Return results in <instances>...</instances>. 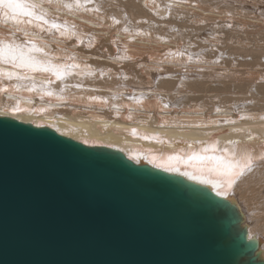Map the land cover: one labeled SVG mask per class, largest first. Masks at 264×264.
<instances>
[{
  "label": "bare ground",
  "instance_id": "6f19581e",
  "mask_svg": "<svg viewBox=\"0 0 264 264\" xmlns=\"http://www.w3.org/2000/svg\"><path fill=\"white\" fill-rule=\"evenodd\" d=\"M19 2L38 4L36 14L61 28L38 26L34 18L28 23L23 12L16 13L24 21L18 22L0 9V41L23 46L27 40L40 49L24 48L35 68L0 61V117L119 151L134 164L207 188L235 207L264 258V166L255 162L232 189L228 176L212 170L221 161L243 163L245 153L264 154V46L255 43L264 42V0H79L71 10L64 5L74 0ZM238 11L253 19L244 20L247 28L224 24ZM194 18L204 21L196 25ZM206 18L213 22L204 25ZM128 32L138 35L142 50L172 42L175 55L161 64L159 56L133 57L118 43ZM217 53L225 57L216 62Z\"/></svg>",
  "mask_w": 264,
  "mask_h": 264
},
{
  "label": "water",
  "instance_id": "95a60500",
  "mask_svg": "<svg viewBox=\"0 0 264 264\" xmlns=\"http://www.w3.org/2000/svg\"><path fill=\"white\" fill-rule=\"evenodd\" d=\"M228 201L0 117V264H264Z\"/></svg>",
  "mask_w": 264,
  "mask_h": 264
},
{
  "label": "snow or ice",
  "instance_id": "6c2138e0",
  "mask_svg": "<svg viewBox=\"0 0 264 264\" xmlns=\"http://www.w3.org/2000/svg\"><path fill=\"white\" fill-rule=\"evenodd\" d=\"M49 3H51V0H48ZM39 7L38 4L33 3L29 5H22L19 0H0V9L4 10V15L8 16L9 13L12 14L13 18L17 19L18 22H24L19 21V17L16 16L17 12H23V15L29 17L30 19L27 21L28 23H31V18L37 19L40 21L41 26L43 24L49 25L50 29H57L59 30L61 28V25L55 22H49L47 19H45L44 15H37L36 9ZM64 7L71 10L72 8L80 7L79 0H74L73 3L65 4ZM28 8L31 9L30 11L24 12L23 9ZM116 23H119V21H116ZM231 26V25H229ZM41 30L43 28L41 27ZM67 25H64V31L61 32V35H65L67 33ZM27 47L28 52L32 51H40V49L36 48L35 43L33 42L31 46H28V41H25V44L19 45L15 44L14 42L11 44H4L3 41H0V61L10 64L12 68H24V67H33L35 68L36 62L32 60L29 56H27L24 52V48ZM45 71H53V69L45 68ZM57 79H61V73L59 71L55 72ZM6 75L9 77V79L12 78L14 75L13 72H8ZM167 107V105H165ZM18 111V109H12L11 114H15ZM219 111V109H217ZM261 120H264V116L260 117ZM133 133H135V129H133ZM251 139V137H249ZM198 157H193V159H196ZM200 159H203V157H199ZM170 159H175V157H170ZM244 162L240 163L239 161L233 163L228 162L224 163L221 161L217 167L212 169L213 171H217L221 175H226L229 178L227 179V187L228 189H232L235 184H237V181L245 175V172L251 173L254 170L255 162H261L262 166H264V154L258 155L256 157H253L250 153H245V155L241 158ZM187 175V173H183ZM190 178L196 179V177L192 176ZM220 194L219 192L217 193Z\"/></svg>",
  "mask_w": 264,
  "mask_h": 264
},
{
  "label": "rangeland",
  "instance_id": "374dc122",
  "mask_svg": "<svg viewBox=\"0 0 264 264\" xmlns=\"http://www.w3.org/2000/svg\"><path fill=\"white\" fill-rule=\"evenodd\" d=\"M256 1H258V0H256ZM237 3H238V2H237ZM235 5H237V4H235ZM211 10H212V11H215V10H213V9H211ZM216 10H218V9H216ZM219 11H220V10L215 11V12H219ZM207 13H208V12H207ZM256 13H257V12H256ZM257 14H258V13H257ZM236 15H237V16H236ZM238 15H240V16H238ZM216 16H217V14H216ZM234 16H236V20H234V19H235ZM234 16H233V19H231V20L229 21V20L227 19V18H229V16L227 15V18H225V19L222 18V19L224 20V21H223V20H222V21L224 22V24H227V23H228L227 25H230V23H231L232 21H238V23L240 22V24H241V25H239V26H240L239 28H243V26H244L245 28H247V23H245V22H246L247 20H248L247 22H250L251 20H253L252 18H250V16H249L248 14H247V16H246L245 13H244V16H243V14L241 13V11H238ZM238 18H239V19H238ZM242 18H244V19H242ZM245 18H246V19H245ZM194 19H195V20H194ZM194 19L192 20V23L194 22L195 24H196V23H199V24H200V22H203V21H204V20L202 21L200 18H199L200 20H199L198 18H194ZM196 19H198V20H196ZM237 19H238V20H237ZM225 20H226V21H225ZM244 20H245V22H244ZM249 20H250V21H249ZM228 21H229V22H228ZM242 21H243V22H242ZM137 22H138V21H137ZM212 22H213V20L211 21V19L206 18L204 25H205V24H208V23H212ZM138 23H139V22H138ZM244 23H245V24H244ZM196 25H198V24H196ZM121 31H122V30H121ZM210 32H211V31L206 32V37H207V34L210 33ZM121 33H124V32L122 31ZM132 34H133V33H131V32L126 33V36L124 37V39L122 38L121 42H120V40H118V43L120 44L119 47H121V48L124 49L125 51H126V49H128L126 52L129 53V54H131L133 57H135V56L137 57V56H139V55H141V54H142V55H149V56H152V57H153V56H155V57L159 56V57H157V60H156V61H157V62H158V61H161L162 63H164L165 61H164V60L162 61L161 59H165V58H164L165 56H170V55L173 56V55H175V50H176V49H172V48L170 49V47L172 46V42H171V43L167 42V44L164 43V42H162L161 44L163 45L164 48L162 47L161 44H159V45H155V44H154V45H153V44H152V45H151V44H147L149 47H146V45H144V46H143V47H144V50H142V49H143L142 46L140 45V47H141V48H140V47H139V44H138L139 42H137V41H139V40H137V37H136V36H138V35L135 33V34L132 36ZM128 35H129V36H128ZM123 36H124V35H123ZM123 36H122V37H123ZM134 36H135V37H134ZM256 36H257V37H256ZM256 36H255L256 38L259 37L258 35H256ZM22 37H23V36H21L20 38H22ZM126 37H127V39H129L130 37H132V40H133L134 42H133V41L131 40V38H130L129 41L127 40V44H126V43H125V41H126ZM139 37L142 38V36H139ZM206 37H205V38H206ZM245 37H246L248 40L250 39L248 35L246 36L245 34H243V38H245ZM23 38H24V37H23ZM134 38H136V39H134ZM246 38H245V39H246ZM120 39H121V38H120ZM247 39H246V40L240 39V40H243V41H246V42H247ZM258 39H259V38H258ZM258 39H256L257 41H255V43H257L258 46H261V47L264 46V42H263L262 45H261V42H262V41H260V40H258ZM167 40H168V39H167ZM123 41H124V42H123ZM249 41H250V40H249ZM249 41H248V43H249L250 45L254 44V42L251 41V42H252V43H251V42H249ZM128 42H130V43L132 42L134 45H132V43L129 44ZM121 43H122L124 46H122ZM163 43H164V44H163ZM125 44H126V45H129V46H126ZM130 45H131V47H130ZM170 45H171V46H170ZM125 46H126V47H125ZM133 46H134V47H133ZM150 46H151L152 48H153V47L155 48V46H156L155 51H157V48H158V50H159L158 52H160L161 55H160L158 52L156 53V54H157V55H156V54H155V51H150V50H154V49H152ZM167 46H169V47H167ZM136 47H137V48H136ZM145 47H146L147 50H148V48H150V49L148 50V52H147V50H145ZM160 47H161V48H160ZM129 48H130V49H129ZM165 48H167V50H166ZM132 49H133V51H132ZM136 49H137V50H136ZM138 49H139V50H138ZM162 49L165 51V54H164V51L161 52ZM130 50H131V51H130ZM134 50H135V51H134ZM141 50H142V51H141ZM168 50H169V51H168ZM170 50H171V51H170ZM140 51H141V52H140ZM132 52H133V53H132ZM134 52H135L136 54H135ZM144 52H145V53H144ZM149 52H150V53H149ZM153 52H154V53H153ZM151 53H152V54H151ZM170 53H171V54H170ZM173 53H174V54H173ZM218 53H219V52H218ZM218 53L216 54V58L214 59V61H216V62L218 61L219 58H224V57H225L224 54H223V55H219ZM159 59H160V60H159ZM198 60H199V59H198ZM238 60H239V58H238ZM263 60H264V59H263ZM200 61H201V62H204V60H201V59H200ZM214 61L212 60L211 62L215 63ZM161 62H158V63L161 64Z\"/></svg>",
  "mask_w": 264,
  "mask_h": 264
}]
</instances>
